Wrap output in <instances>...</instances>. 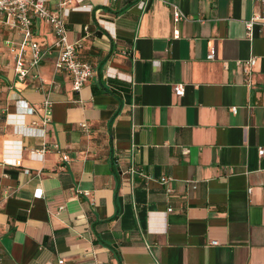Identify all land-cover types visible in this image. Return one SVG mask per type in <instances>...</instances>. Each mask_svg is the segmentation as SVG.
<instances>
[{"label":"crops","instance_id":"obj_1","mask_svg":"<svg viewBox=\"0 0 264 264\" xmlns=\"http://www.w3.org/2000/svg\"><path fill=\"white\" fill-rule=\"evenodd\" d=\"M67 1L80 92L56 50L20 81L23 34L0 25V264H264L262 0Z\"/></svg>","mask_w":264,"mask_h":264},{"label":"built area","instance_id":"obj_2","mask_svg":"<svg viewBox=\"0 0 264 264\" xmlns=\"http://www.w3.org/2000/svg\"><path fill=\"white\" fill-rule=\"evenodd\" d=\"M70 1L64 0L58 4L57 10H52L48 5V0H0V25L6 26L11 30H17L23 34V40L19 45V48H15L11 44L12 51L15 53L16 66L15 71L20 81L26 80L31 70H37L42 61L57 51V59L55 62V71L58 73H67L72 79L73 89L76 92H80L84 86L95 75V69L93 65L87 61L81 59L79 54L80 45L78 43H72L68 39V30L66 27V17L70 14V9L67 7ZM264 4V0L261 1ZM142 7L146 6V1L141 3ZM84 8V7H81ZM79 9V8H75ZM173 14L175 22L180 21L183 18L182 12L179 7L173 6ZM40 19L47 22L55 35V42L48 47H42L34 40L33 23L34 20ZM260 16L255 17L253 20L246 24L248 35H251L253 26L256 22L262 21ZM175 35H179L176 31ZM30 54L29 59L26 61L25 56ZM215 52L212 51L208 58L214 59ZM257 60L255 58L250 59L243 64V72L248 77L246 84L252 86L253 82L250 78L253 72V68ZM241 65V61H238ZM33 78L38 79L39 74L34 73ZM176 96H184L185 90L183 85H176L174 87ZM21 100H19V104ZM28 108V107H27ZM44 118L42 124L47 126L52 120V102L46 99L43 103ZM29 113L33 114L34 109L28 108ZM233 113H237V108L232 109ZM86 128V125H83ZM48 151L47 144H43L41 149H34L30 151L32 157H42ZM259 155H264V149L259 150ZM67 160V157L64 156ZM16 166L21 164L18 160L14 163ZM131 174L138 173V169L131 167ZM164 183L168 182V179L162 180ZM252 189H249L251 192ZM217 245V242L213 243Z\"/></svg>","mask_w":264,"mask_h":264}]
</instances>
